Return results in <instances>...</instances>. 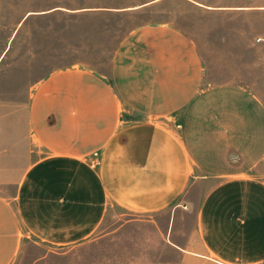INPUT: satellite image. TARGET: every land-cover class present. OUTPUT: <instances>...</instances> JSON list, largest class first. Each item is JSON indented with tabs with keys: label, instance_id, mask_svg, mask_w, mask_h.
<instances>
[{
	"label": "crops",
	"instance_id": "obj_1",
	"mask_svg": "<svg viewBox=\"0 0 264 264\" xmlns=\"http://www.w3.org/2000/svg\"><path fill=\"white\" fill-rule=\"evenodd\" d=\"M208 72L185 33L146 25L106 72L53 71L0 111V264L28 240L84 241L112 209L170 207L177 264H264V102ZM180 206L194 214L182 239Z\"/></svg>",
	"mask_w": 264,
	"mask_h": 264
},
{
	"label": "rangeland",
	"instance_id": "obj_2",
	"mask_svg": "<svg viewBox=\"0 0 264 264\" xmlns=\"http://www.w3.org/2000/svg\"><path fill=\"white\" fill-rule=\"evenodd\" d=\"M154 24L196 43L208 80L250 82L264 102V0H0V111H20L53 71L78 64L106 72L124 36ZM174 211L112 209L84 241L55 247L28 240L14 264H177L168 234ZM178 211L172 229L182 239L194 214Z\"/></svg>",
	"mask_w": 264,
	"mask_h": 264
}]
</instances>
